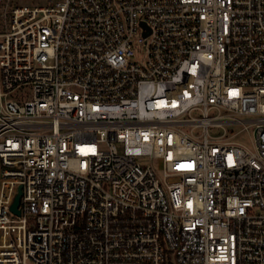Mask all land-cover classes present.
<instances>
[{"label":"built area","instance_id":"obj_1","mask_svg":"<svg viewBox=\"0 0 264 264\" xmlns=\"http://www.w3.org/2000/svg\"><path fill=\"white\" fill-rule=\"evenodd\" d=\"M21 1L0 264H264V0Z\"/></svg>","mask_w":264,"mask_h":264},{"label":"rangeland","instance_id":"obj_2","mask_svg":"<svg viewBox=\"0 0 264 264\" xmlns=\"http://www.w3.org/2000/svg\"><path fill=\"white\" fill-rule=\"evenodd\" d=\"M21 3H22V4H34V3H38V4H46L47 2H46L45 0H43V1L22 0ZM237 139L240 140V141L248 142V138L245 137V136H242V135L238 136ZM156 166H157V169H158L159 171H161V168H162V167H161V163H160L159 161H156Z\"/></svg>","mask_w":264,"mask_h":264},{"label":"water","instance_id":"obj_3","mask_svg":"<svg viewBox=\"0 0 264 264\" xmlns=\"http://www.w3.org/2000/svg\"><path fill=\"white\" fill-rule=\"evenodd\" d=\"M21 195H22V186L19 188V192L14 200V203L12 205V210L15 211L16 213H20L19 209H18V206H19V203H20V198H21Z\"/></svg>","mask_w":264,"mask_h":264}]
</instances>
